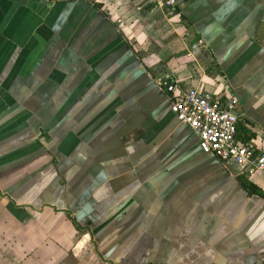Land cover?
Instances as JSON below:
<instances>
[{
	"label": "crops",
	"instance_id": "0c3cea01",
	"mask_svg": "<svg viewBox=\"0 0 264 264\" xmlns=\"http://www.w3.org/2000/svg\"><path fill=\"white\" fill-rule=\"evenodd\" d=\"M164 1L0 0V264H264V176L171 112L219 91L264 154V0Z\"/></svg>",
	"mask_w": 264,
	"mask_h": 264
},
{
	"label": "built area",
	"instance_id": "2783aa9c",
	"mask_svg": "<svg viewBox=\"0 0 264 264\" xmlns=\"http://www.w3.org/2000/svg\"><path fill=\"white\" fill-rule=\"evenodd\" d=\"M175 0H165L168 16L175 14ZM166 85V82H163ZM176 121L197 137L200 151L223 165L232 163L247 177L264 176V154H256L251 142L237 140L239 113L235 102L219 91L190 89L171 102Z\"/></svg>",
	"mask_w": 264,
	"mask_h": 264
},
{
	"label": "trees",
	"instance_id": "16d2710c",
	"mask_svg": "<svg viewBox=\"0 0 264 264\" xmlns=\"http://www.w3.org/2000/svg\"><path fill=\"white\" fill-rule=\"evenodd\" d=\"M174 12H175V10H174ZM241 130L243 131V133H244V130H243V128H239L238 126H237V134H236V138H237V140L238 139H240L241 140V142H250V139L251 138H249V137H243L242 135H240V132H241ZM243 177H245L246 175H243V174H241ZM253 188L251 187L250 188V191H251V193H253V190H252Z\"/></svg>",
	"mask_w": 264,
	"mask_h": 264
}]
</instances>
